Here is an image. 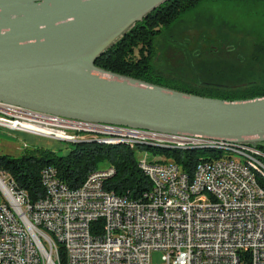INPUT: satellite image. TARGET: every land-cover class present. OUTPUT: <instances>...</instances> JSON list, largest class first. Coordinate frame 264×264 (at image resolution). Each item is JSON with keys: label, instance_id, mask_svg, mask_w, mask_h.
<instances>
[{"label": "built area", "instance_id": "2783aa9c", "mask_svg": "<svg viewBox=\"0 0 264 264\" xmlns=\"http://www.w3.org/2000/svg\"><path fill=\"white\" fill-rule=\"evenodd\" d=\"M0 128L68 143L139 145V139L181 144L214 142L217 147L248 148L236 140L165 135L126 126L90 123L0 102ZM198 161L190 178L164 155L135 150V160L151 183L136 200L109 195L107 176H87L71 189L56 169L42 171L45 196L31 204L0 171V264H150L162 251L163 264H264V189L253 161L213 154ZM166 180V187H158Z\"/></svg>", "mask_w": 264, "mask_h": 264}, {"label": "water", "instance_id": "95a60500", "mask_svg": "<svg viewBox=\"0 0 264 264\" xmlns=\"http://www.w3.org/2000/svg\"><path fill=\"white\" fill-rule=\"evenodd\" d=\"M168 1L0 0V102L165 135L264 143V97L203 99L95 66Z\"/></svg>", "mask_w": 264, "mask_h": 264}, {"label": "trees", "instance_id": "16d2710c", "mask_svg": "<svg viewBox=\"0 0 264 264\" xmlns=\"http://www.w3.org/2000/svg\"><path fill=\"white\" fill-rule=\"evenodd\" d=\"M188 33H196L197 37ZM165 48L184 57L190 76L162 70L158 55ZM95 66L203 99L264 97V0H170L131 26L95 61ZM255 147L264 154V143ZM170 149L141 142L135 148L123 143L79 142L61 157L39 150L37 155L19 157L1 154L0 171L8 173L16 189L25 192L34 204L45 196L41 174L47 167L55 168L58 179L75 190L87 176L104 170L97 168L105 163L107 168H114V175L105 181L104 188L136 200L151 188V183L136 163L135 150L164 155L190 178L201 157L212 154L205 150ZM250 150L255 154L254 163L264 167V158ZM256 180L264 189V179L258 175ZM59 257L65 264L62 249Z\"/></svg>", "mask_w": 264, "mask_h": 264}, {"label": "rangeland", "instance_id": "374dc122", "mask_svg": "<svg viewBox=\"0 0 264 264\" xmlns=\"http://www.w3.org/2000/svg\"><path fill=\"white\" fill-rule=\"evenodd\" d=\"M188 35L192 38L197 37L196 33H188ZM158 58L162 70H168L169 72L184 77L190 76V71L185 64V61H183L184 57L178 54L177 51L165 48L159 53ZM72 148L73 143L0 128V155L5 154L10 157L37 155V150H39L50 151L61 157L66 155ZM226 157H228L227 154L219 155V158ZM201 159H208V156H202ZM256 162L258 161L256 160ZM107 167V164L102 163L98 166L97 170L106 169ZM3 201H5V199L0 193V204L3 203ZM163 255L164 253L162 251H152L149 258L150 264H163Z\"/></svg>", "mask_w": 264, "mask_h": 264}, {"label": "bare ground", "instance_id": "6f19581e", "mask_svg": "<svg viewBox=\"0 0 264 264\" xmlns=\"http://www.w3.org/2000/svg\"><path fill=\"white\" fill-rule=\"evenodd\" d=\"M139 142L142 144H149L151 146H157L162 148H178L181 149V144H171V143H162L157 141H149L146 139H139ZM190 148L192 150H205L210 151L212 154H215L217 158H219V155L227 154L228 157L225 158V160H232V161H240V159H248L250 161L255 162L254 157L252 155H255L253 151H251L248 148H229V147H217V144H214V142H206L201 143L198 141H190ZM259 165L263 170L264 167L261 164ZM113 169L112 167L106 168L104 170H100L99 172H95L91 176H107V170ZM158 187H166V180H158ZM109 195H114L111 192H108Z\"/></svg>", "mask_w": 264, "mask_h": 264}]
</instances>
